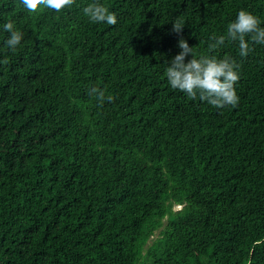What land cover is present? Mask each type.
Masks as SVG:
<instances>
[{"label": "trees", "instance_id": "trees-1", "mask_svg": "<svg viewBox=\"0 0 264 264\" xmlns=\"http://www.w3.org/2000/svg\"><path fill=\"white\" fill-rule=\"evenodd\" d=\"M91 2L0 0L23 34L12 52L0 28V264H264V45L212 53L240 64L235 107L164 75L181 35L208 54L241 9L264 27V0H100L115 26Z\"/></svg>", "mask_w": 264, "mask_h": 264}, {"label": "clouds", "instance_id": "clouds-1", "mask_svg": "<svg viewBox=\"0 0 264 264\" xmlns=\"http://www.w3.org/2000/svg\"><path fill=\"white\" fill-rule=\"evenodd\" d=\"M20 3L29 13H37L41 8L61 12L66 8L71 9L76 0H20ZM82 12L92 23H107L112 26L118 23L116 13L111 12L100 0H92L82 8ZM260 25L261 21L257 16L241 9L235 20L228 24L226 34L213 35L207 46L208 54L199 56L181 35L177 45L180 51L171 59L164 72L168 84L173 90L184 93L189 100L198 99L217 109L235 107L239 102L236 84L240 79V64L230 55L220 58L212 53L227 40L238 43L239 56L246 58L253 51L250 44L264 45V27ZM0 28L8 33L5 47L15 52L23 39L22 32L12 20L3 23ZM183 28L184 24L179 18L172 23V30L177 34H181ZM189 56L191 59H187ZM8 63L6 58L0 60V64ZM88 94L96 99L99 106L114 100L113 96L106 95V90L99 87H91Z\"/></svg>", "mask_w": 264, "mask_h": 264}, {"label": "rangeland", "instance_id": "rangeland-1", "mask_svg": "<svg viewBox=\"0 0 264 264\" xmlns=\"http://www.w3.org/2000/svg\"><path fill=\"white\" fill-rule=\"evenodd\" d=\"M180 208H182V204H176V205L174 206V209H175V210H178V209H180ZM165 222H166V220H165ZM158 235H159V230H157V232H156V233H155V234L149 239L147 246H148L149 244L153 243L154 240L158 237ZM147 246H146V247H147Z\"/></svg>", "mask_w": 264, "mask_h": 264}]
</instances>
